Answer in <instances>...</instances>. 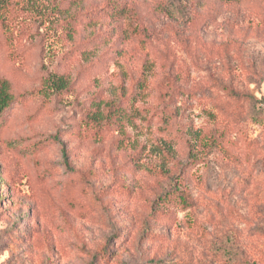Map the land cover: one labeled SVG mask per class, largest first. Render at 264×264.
Instances as JSON below:
<instances>
[{
  "label": "rangeland",
  "instance_id": "374dc122",
  "mask_svg": "<svg viewBox=\"0 0 264 264\" xmlns=\"http://www.w3.org/2000/svg\"><path fill=\"white\" fill-rule=\"evenodd\" d=\"M0 78V264H264V0H0Z\"/></svg>",
  "mask_w": 264,
  "mask_h": 264
},
{
  "label": "trees",
  "instance_id": "16d2710c",
  "mask_svg": "<svg viewBox=\"0 0 264 264\" xmlns=\"http://www.w3.org/2000/svg\"><path fill=\"white\" fill-rule=\"evenodd\" d=\"M181 1L182 0H166L167 4H169V6L171 7H175ZM186 1L190 5L197 6L201 3L202 0H186ZM219 1L227 2V3H237L241 0H219ZM54 83L56 84V86H59V87L64 86L65 84L61 78H57L54 81ZM14 100H15V95L13 94L11 90L10 83L4 78H0V116L11 106ZM257 102L264 103V97L257 99L256 103ZM63 157H64L63 160L65 161L66 166L69 167L68 158L66 156L65 151L63 152ZM176 181H178L177 184H179V180L177 179ZM176 194H178L181 200H185L184 199L185 193L182 190V188H178Z\"/></svg>",
  "mask_w": 264,
  "mask_h": 264
}]
</instances>
